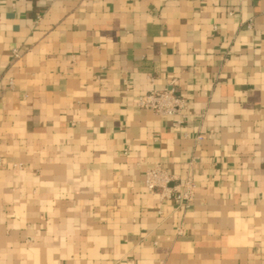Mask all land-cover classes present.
I'll use <instances>...</instances> for the list:
<instances>
[{
	"label": "crops",
	"instance_id": "1",
	"mask_svg": "<svg viewBox=\"0 0 264 264\" xmlns=\"http://www.w3.org/2000/svg\"><path fill=\"white\" fill-rule=\"evenodd\" d=\"M0 264H264V0H0Z\"/></svg>",
	"mask_w": 264,
	"mask_h": 264
},
{
	"label": "built area",
	"instance_id": "2",
	"mask_svg": "<svg viewBox=\"0 0 264 264\" xmlns=\"http://www.w3.org/2000/svg\"><path fill=\"white\" fill-rule=\"evenodd\" d=\"M251 27V23L248 24ZM15 56H19L17 49L14 50ZM13 86V80H10ZM136 105L139 108L152 110L160 116H170L176 118L178 124H183L187 118L194 115L185 97L178 94L175 82H171L164 89H150L145 95L141 96ZM204 139L203 135H198L197 140ZM195 160L189 162L193 166ZM145 187L151 193H158L160 200H172L176 206L181 207L190 205L196 195L197 183L192 172L180 177L170 174L161 165L150 167L145 172ZM183 226L177 228V233L181 234ZM157 243V241L155 242Z\"/></svg>",
	"mask_w": 264,
	"mask_h": 264
}]
</instances>
